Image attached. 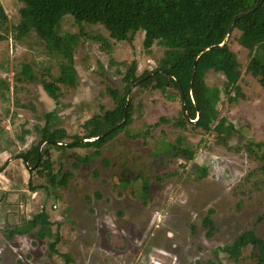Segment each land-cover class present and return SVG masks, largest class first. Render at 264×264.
I'll return each mask as SVG.
<instances>
[{"label": "rangeland", "instance_id": "obj_1", "mask_svg": "<svg viewBox=\"0 0 264 264\" xmlns=\"http://www.w3.org/2000/svg\"><path fill=\"white\" fill-rule=\"evenodd\" d=\"M2 3L10 24H18L24 5L19 0ZM57 33L80 36L74 56L49 55L47 45L54 40L36 35L24 42L11 36L0 41V78L10 84V90H0V175L4 173L0 176V264H65L67 260L69 264H258L252 259L236 263L218 250L247 230L264 238V171L247 180L262 164L247 153L245 143L264 141V88L249 51L231 43L246 65L241 82L244 96L230 102L223 92L218 107L220 115L240 131V152L216 144L215 132L207 134L192 125L179 129L173 122H162L180 116V97L171 100L152 87H137L129 130L145 133L150 129L153 135L132 139L121 133L99 157L93 156L95 147L63 151L45 146L58 180L73 173L67 185L60 187L53 186L47 175L28 168L19 156L36 141L35 127L44 124V115L56 112L60 128L67 133L64 145L72 143L76 136H84L85 123L101 113L102 107H114L107 86L123 89L122 79L134 60L139 75L167 69L173 50L156 43L147 53L144 32L139 31L133 43L117 41L104 26L79 24L71 15L61 20ZM73 63L77 87L62 86L57 99L43 100L42 80L47 71L57 75ZM25 64L33 66L36 83L17 80L15 74ZM208 82L223 90L226 78L211 73ZM31 103L36 110H31ZM179 136L185 149L195 151L193 161L178 157V152H160L156 157L158 151H167V144H178ZM87 157L91 160L84 161ZM145 180L150 182V191L143 197ZM43 208L52 238L40 226L25 228ZM208 216L214 220L210 230L202 225ZM9 229H17L12 239ZM57 238L52 251L50 245ZM251 252L245 249L246 255Z\"/></svg>", "mask_w": 264, "mask_h": 264}, {"label": "trees", "instance_id": "obj_2", "mask_svg": "<svg viewBox=\"0 0 264 264\" xmlns=\"http://www.w3.org/2000/svg\"><path fill=\"white\" fill-rule=\"evenodd\" d=\"M23 5L21 20L11 25L8 13L0 0V41L8 36L18 42H24L35 35L46 41L54 40V44L47 45L49 55L60 53L65 57L74 56L80 43V36L73 33L58 34L57 27L61 20L71 15L79 23L102 25L110 36L117 41L133 43L139 31L145 33L144 48L149 53L156 43H162L171 48L170 67L154 69L138 74V62L134 60L123 77V89L107 87V95L114 101L112 109L101 108L84 125V136L72 143L64 145L63 140L67 133L60 128L56 112H47L44 115V124L35 127L37 136L29 149L23 152L28 168L38 171L40 175H47L53 186L67 185L73 173H65L60 180L53 173L54 163L51 152L45 150L49 145L65 151L71 148H92L96 151L94 157L102 156L107 144L121 133L129 138H143L152 136L150 129L145 133H131L133 123V95L137 87L160 91L171 100L180 97L182 110L174 121L162 119V122L171 123L179 129H187L192 125L195 130L204 133L215 132V143L225 148L240 152V140L237 138L240 131L221 116L219 104L222 93L230 96V102L239 101L243 97L241 82L244 80L246 65L232 49L231 43L249 51V57L256 64L260 74V85L264 88V0H19ZM29 41V40H28ZM73 62V61H72ZM25 70V71H24ZM222 74L226 78L224 89L210 87L209 74ZM17 80L21 83H36L33 66L25 64L22 72L17 71ZM48 77L49 79H45ZM42 80V86L49 96L58 98L62 86L76 88L78 75L74 63L62 68L57 75L51 70ZM10 84L0 78V90H10ZM104 94H102L103 96ZM36 104L31 103V110H36ZM160 122L157 123L159 126ZM182 136L178 144H167L166 152L171 155L178 152V157L191 162L195 159V151L185 149ZM247 153L261 162V167L247 176L250 180L258 171H264V141L245 143ZM210 148V147H209ZM161 152V153H160ZM261 153V155H260ZM90 157L84 161H90ZM200 171H203L199 167ZM205 175V174H204ZM199 178V173H197ZM121 181V180H120ZM121 185L128 183L121 181ZM150 191V182L145 180L141 196L146 197ZM241 207V205H239ZM202 225L210 230L214 228V220L208 216ZM40 226L44 234L53 237L45 208L32 217L25 225L30 231ZM213 231V230H212ZM211 231V233H212ZM17 229L8 231L9 238H14ZM23 232V231H18ZM59 238L51 243L52 251L56 250ZM250 255L245 249H250ZM218 250L227 253L237 262L245 259L256 260L264 264V238L256 231L247 230L240 234L234 243ZM246 255V256H244ZM65 264H69L67 260ZM202 264V262H198ZM205 264H216L208 261ZM221 264V263H219Z\"/></svg>", "mask_w": 264, "mask_h": 264}, {"label": "water", "instance_id": "obj_3", "mask_svg": "<svg viewBox=\"0 0 264 264\" xmlns=\"http://www.w3.org/2000/svg\"><path fill=\"white\" fill-rule=\"evenodd\" d=\"M41 91H42V95H43V100H45L47 98L48 100H51L52 101V98H50V96L47 94V92L45 91V89L43 88V86H42ZM51 106H53V104Z\"/></svg>", "mask_w": 264, "mask_h": 264}, {"label": "crops", "instance_id": "obj_4", "mask_svg": "<svg viewBox=\"0 0 264 264\" xmlns=\"http://www.w3.org/2000/svg\"><path fill=\"white\" fill-rule=\"evenodd\" d=\"M4 175V173L3 174H1L0 176H3ZM10 230H12V229H10Z\"/></svg>", "mask_w": 264, "mask_h": 264}, {"label": "bare ground", "instance_id": "obj_5", "mask_svg": "<svg viewBox=\"0 0 264 264\" xmlns=\"http://www.w3.org/2000/svg\"><path fill=\"white\" fill-rule=\"evenodd\" d=\"M169 236H172V234H170Z\"/></svg>", "mask_w": 264, "mask_h": 264}, {"label": "flooded vegetation", "instance_id": "obj_6", "mask_svg": "<svg viewBox=\"0 0 264 264\" xmlns=\"http://www.w3.org/2000/svg\"><path fill=\"white\" fill-rule=\"evenodd\" d=\"M122 181V180H121Z\"/></svg>", "mask_w": 264, "mask_h": 264}]
</instances>
